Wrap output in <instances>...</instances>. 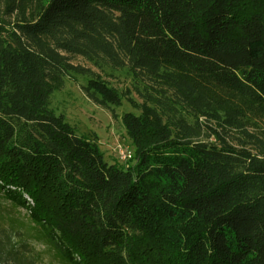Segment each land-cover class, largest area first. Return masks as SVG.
<instances>
[{
  "label": "trees",
  "instance_id": "16d2710c",
  "mask_svg": "<svg viewBox=\"0 0 264 264\" xmlns=\"http://www.w3.org/2000/svg\"><path fill=\"white\" fill-rule=\"evenodd\" d=\"M74 55L129 69L142 102ZM66 74L140 110L122 116L134 164L57 114ZM0 193L29 196L65 263L264 264V0H0ZM1 232L0 264H36Z\"/></svg>",
  "mask_w": 264,
  "mask_h": 264
},
{
  "label": "rangeland",
  "instance_id": "374dc122",
  "mask_svg": "<svg viewBox=\"0 0 264 264\" xmlns=\"http://www.w3.org/2000/svg\"><path fill=\"white\" fill-rule=\"evenodd\" d=\"M71 60L75 64L91 68L110 85L133 97L137 102H142L136 87L139 85V80L129 69L101 70L80 55L71 56ZM63 78L61 84H56L51 96L52 107L57 114H63L78 134L97 141L99 149L108 162H115L122 166L134 164L135 145L127 133L122 116L125 112L139 113L140 110L125 96L122 104L112 111L110 108L96 104L86 95L83 85L87 83L88 76L66 74ZM121 151H128L133 158L122 157ZM27 202H33L28 195L23 205L18 206L13 199L0 193V236L2 235L1 229H7L12 234L20 233L19 236L24 235L27 241L25 246L27 255L34 258L36 264H71L63 262L50 247L38 239L37 229L34 226L32 228L33 224L29 219ZM11 218L17 220L19 224L10 227ZM17 243H21V239ZM2 245L5 244L0 242V247L4 252L9 249V245L5 248ZM19 248L23 249L21 244Z\"/></svg>",
  "mask_w": 264,
  "mask_h": 264
},
{
  "label": "built area",
  "instance_id": "2783aa9c",
  "mask_svg": "<svg viewBox=\"0 0 264 264\" xmlns=\"http://www.w3.org/2000/svg\"><path fill=\"white\" fill-rule=\"evenodd\" d=\"M126 152H128V151H126ZM126 152L125 151H121L122 157H124V158L128 157V159L132 158V155H130L129 152L128 153H126Z\"/></svg>",
  "mask_w": 264,
  "mask_h": 264
}]
</instances>
